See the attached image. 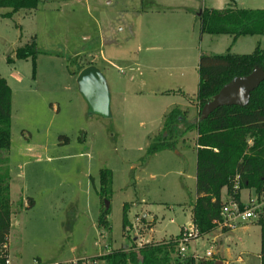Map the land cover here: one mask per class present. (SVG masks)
<instances>
[{
    "label": "rangeland",
    "instance_id": "rangeland-1",
    "mask_svg": "<svg viewBox=\"0 0 264 264\" xmlns=\"http://www.w3.org/2000/svg\"><path fill=\"white\" fill-rule=\"evenodd\" d=\"M225 5L264 8V0H39L34 10L0 16V73L11 89L9 264L90 260L180 236L195 197L194 131L182 129L174 150L142 159L164 114L187 98L172 91L196 96L199 53L248 54L257 39L264 48L259 35L233 47L227 35L199 38L200 10ZM31 38L33 60L15 59L14 50ZM88 65L107 83V114L90 112L78 89L77 75ZM101 168L112 172L109 199L97 193ZM248 192L241 191L242 200ZM27 197L31 208L24 207ZM106 204L109 228L98 229ZM256 221L216 227L186 244L185 255L211 249L217 264H260ZM223 239L226 256L218 251Z\"/></svg>",
    "mask_w": 264,
    "mask_h": 264
},
{
    "label": "trees",
    "instance_id": "trees-1",
    "mask_svg": "<svg viewBox=\"0 0 264 264\" xmlns=\"http://www.w3.org/2000/svg\"><path fill=\"white\" fill-rule=\"evenodd\" d=\"M39 0H0V8L10 10L0 13L11 17L19 10L36 9ZM199 34L227 35L234 42L243 36H264V8H239L228 5L223 8L203 7L197 15ZM37 53L34 38L14 50V58L24 60ZM13 59L8 56L7 61ZM85 67L82 66L81 69ZM254 67L264 70V48L256 45L248 54L227 51L222 54L200 53L197 63L198 86L194 99L197 118L187 122V111L171 108L162 119V127L148 142L142 161L163 150H174L178 135L176 125H187L184 131H194L195 198L191 203L190 220L198 236L208 235L215 229V221L223 205L222 191L232 193L238 181L235 195L247 189L255 193L264 190V80L250 93L247 105L219 106L200 120V109L218 90L234 76L250 73ZM11 89L0 74V264L8 258V235L13 212L9 202L8 150L10 147ZM65 142L68 138L60 136ZM98 195L108 198L111 194L112 172L101 168L98 173ZM33 200L27 197L25 208H31ZM126 208L123 205V228L126 226ZM108 207L99 211L97 228H109ZM260 226V264H264V211L256 221ZM99 264H217L214 260L196 261L192 256L178 253L177 238L160 242L134 243L128 248L119 247L92 258ZM244 264V263H240Z\"/></svg>",
    "mask_w": 264,
    "mask_h": 264
},
{
    "label": "water",
    "instance_id": "water-1",
    "mask_svg": "<svg viewBox=\"0 0 264 264\" xmlns=\"http://www.w3.org/2000/svg\"><path fill=\"white\" fill-rule=\"evenodd\" d=\"M199 14V13H198ZM264 80V70L254 67L246 75L234 76L216 92L200 109L199 119L207 117L219 106H240L248 104L250 93ZM78 89L88 110L108 113L109 91L103 75L92 65L82 68L76 78ZM108 205L106 204L105 207ZM144 216V214H143Z\"/></svg>",
    "mask_w": 264,
    "mask_h": 264
},
{
    "label": "built area",
    "instance_id": "built-area-1",
    "mask_svg": "<svg viewBox=\"0 0 264 264\" xmlns=\"http://www.w3.org/2000/svg\"><path fill=\"white\" fill-rule=\"evenodd\" d=\"M238 189V181L235 182L232 187V193H228L226 199L223 202V205L219 212V219L215 221V228L219 229H232L239 223H248L258 219L259 214L264 211V190L260 193H255L251 196L247 195L246 200H242L239 197L236 198L235 195ZM241 191V190H240ZM180 236L177 237L178 241V253L181 256H192L196 261L205 260L207 261L213 254L211 249L206 250L204 254H198L197 252H192L190 255L186 254V244L193 242L196 239H199L197 229L191 223L184 226L181 229ZM104 235V234H103ZM105 236V235H104ZM8 262V258L6 264ZM97 261L77 259L66 262H54L51 264H96Z\"/></svg>",
    "mask_w": 264,
    "mask_h": 264
},
{
    "label": "crops",
    "instance_id": "crops-1",
    "mask_svg": "<svg viewBox=\"0 0 264 264\" xmlns=\"http://www.w3.org/2000/svg\"><path fill=\"white\" fill-rule=\"evenodd\" d=\"M226 6V5H225ZM224 6V7H225ZM207 8H215V7H207ZM217 8H220V7H217ZM221 8H223V7H221ZM199 32V31H198ZM199 35V34H198ZM208 36L209 38H210V36L211 37H213L212 35H208V34H203V35H199V38L200 39H203V36ZM215 36H217L218 38H222V36H224V35H215ZM226 36V35H225ZM257 36L258 35H254V36H243V37H239V38H237L234 42H232V38L230 37V36H228V39H227V42L230 44V46L231 47H233L236 43H237V41H239L241 38H244V37H249L250 39H252V38H257ZM259 36H263V35H259ZM250 39H247V41H245V42H250V41H248V40H250ZM262 41V40H261ZM257 44H259L260 45V43H259V41H258V39H257ZM260 47V46H259ZM199 55H200V53H199ZM199 55H198V57H199ZM197 63H198V60H197ZM86 67V66H85ZM84 68V67H83ZM195 70H196V73H197V76L196 77H194L195 78V82H196V85L198 86V79H199V77H198V72H197V66L195 67ZM1 74V73H0ZM178 92H176V90L175 91H172L173 93H177V94H180L182 97L184 96V97H186V96H188V97H190L189 95H188V93H184L182 90H180V89H178L177 90ZM169 93H172L171 91H168ZM196 92H197V89H196ZM191 99H194L195 97H190ZM181 101L182 102H180L179 101V105L180 106H182V108H180V109H184V110H186L187 111V121L189 122H193L194 121V113H196V111L198 112V110H197V106H196V102L195 101H193V100H188L187 98H183V99H181ZM189 102V103H188ZM170 106H169V103L166 105V107H165V109H164V111L165 110H167L168 108H169ZM189 107H191L193 110H194V112H193V114L191 115V117H190V119L188 118V116L190 115L189 114V110H188V108ZM170 109V108H169ZM166 112V111H165ZM164 112V113H165ZM189 114V115H188ZM161 127H162V125H161ZM180 127V126H179ZM182 129H184V127L182 128V127H180V129L178 130V131H182ZM164 151V150H163ZM158 153V152H157ZM156 154V153H155ZM154 154V155H155ZM9 162V161H8ZM194 180H195V175H194ZM247 192H248V190L247 189H245ZM242 191V190H241ZM241 191H240V193H241ZM250 191L251 190H249V192L247 193V195H249L250 194ZM224 192V194L226 195V197H227V193H226V191L225 190H223L222 191V193ZM195 198V197H194ZM240 198H241V194H240ZM223 199V198H222ZM226 199V198H225ZM225 199H223V201L225 200ZM10 209H11V205H10ZM191 209V208H190ZM144 217H145V214H144ZM191 221V220H190ZM228 232V231H227ZM226 238V237H225ZM222 242H223V246H220V248L221 249H218V251L219 252H223L224 253V255L226 256L227 255V252H228V249H229V247H226L225 246V240L223 239L222 240ZM8 245H9V243H8ZM8 245H7V251H8V254H9V249H8ZM223 255V256H224ZM9 256V255H8ZM237 258H238V260L239 261H242L241 260V258H240V256H237ZM7 264H9V260H8V262H7Z\"/></svg>",
    "mask_w": 264,
    "mask_h": 264
}]
</instances>
